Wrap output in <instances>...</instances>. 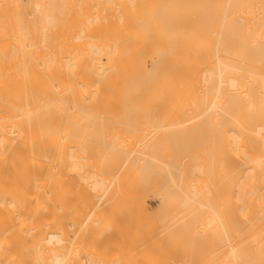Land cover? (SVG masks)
Wrapping results in <instances>:
<instances>
[{
	"label": "bare ground",
	"instance_id": "obj_1",
	"mask_svg": "<svg viewBox=\"0 0 264 264\" xmlns=\"http://www.w3.org/2000/svg\"><path fill=\"white\" fill-rule=\"evenodd\" d=\"M211 254L264 264V0H0V264Z\"/></svg>",
	"mask_w": 264,
	"mask_h": 264
},
{
	"label": "rangeland",
	"instance_id": "obj_2",
	"mask_svg": "<svg viewBox=\"0 0 264 264\" xmlns=\"http://www.w3.org/2000/svg\"><path fill=\"white\" fill-rule=\"evenodd\" d=\"M151 130H152V128H151ZM152 131H153V130H152ZM148 133H149V132H148ZM150 133H151V132H150ZM150 133H149V134H150ZM146 134H147V133H146ZM152 134L154 135V133H152ZM212 135H213V134L210 133V135H209V133H208L207 136H212ZM149 136H150V135H149ZM149 136H148V137H149ZM151 136H152V135H151ZM212 137H213V136H212ZM207 138L211 139V137H207ZM185 161H187V158H184V159H183V163H184ZM72 180L74 181L75 179L73 178ZM81 180H83V179H81ZM155 180H156V179H155ZM83 182H85V181L83 180ZM85 183H86V182H85ZM72 185H73V186H72ZM74 185H75L74 183L71 184L72 189L74 188ZM73 190H74V189H73ZM151 196H152V197H150V199H149L150 207H151V209H152L153 211H158V207H159V199L156 198L157 196H155V195H151ZM82 199H83V198H82ZM82 202H84V200H83V201L81 200L80 204H82ZM152 203H153V204H152ZM207 207H208V206H207ZM208 208H209V207H208ZM208 208H207V209H208ZM207 209H206V210H207ZM82 214L84 215V213H82ZM84 216H85V215H84ZM83 218H84V217H82V219H83ZM201 228H203V227L201 226ZM201 228H200V229H201ZM200 231H201V230H200ZM206 231H209V230H204V231L202 230V233L204 234V232H205V235H206V234H207ZM203 234H202V235H203ZM206 236H207V235H206ZM207 238H208V237H207ZM215 243H216V242H215ZM207 244H208V243H207ZM207 247H209V245H207ZM208 249H209V251H211L210 248H208ZM206 250H207V249H206ZM206 250H204V251H206ZM206 253H207V252H205V254H204V252H203L204 256L206 255ZM209 253H212V254H215V255H216L217 252H216V253H215V252H209ZM168 254H169V253H168ZM212 254H211L210 256H213ZM169 255H170V254H169ZM169 255L166 256V254H165V255H163L162 257H164V258H163L164 260H165V257H166V261H167V260H168L167 258L169 257ZM194 255H195V257H197V256H196V253H195ZM170 256H171V255H170ZM191 256H193V254H191ZM199 256H200V254H199ZM210 256L208 255L209 258H210ZM202 257H203V256H202ZM216 257H217V256H216ZM216 257H215V258H216ZM205 258H207V256H205ZM209 258H208V259H209ZM213 258H214V256H213ZM215 258H214V259H215ZM163 259H162V260H163ZM208 259H206V260H208ZM210 259H212V258H210ZM210 259H209V261H210ZM169 260H170V259H169ZM212 260H213V259H212ZM169 262H171V261H169ZM207 262H208V261H207ZM211 262H212V261H211ZM213 262H214V260H213ZM168 264H170V263H168ZM172 264H173V263H172ZM206 264H207V263H206ZM214 264H216V259H215V263H214Z\"/></svg>",
	"mask_w": 264,
	"mask_h": 264
}]
</instances>
